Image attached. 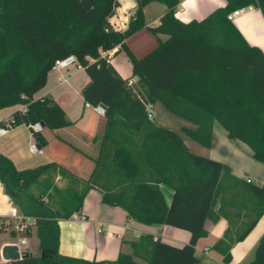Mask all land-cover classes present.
Instances as JSON below:
<instances>
[{
  "label": "trees",
  "instance_id": "1",
  "mask_svg": "<svg viewBox=\"0 0 264 264\" xmlns=\"http://www.w3.org/2000/svg\"><path fill=\"white\" fill-rule=\"evenodd\" d=\"M150 1L137 0L128 26L120 29L111 22L119 0H0V108L27 104L24 113L13 111L15 126L40 120L58 129L72 123L51 96H35L55 59L71 53L89 74L85 99L106 107L104 130L96 137L100 152L87 177L55 160L18 167L0 151V181L21 211L35 218L40 246V254L30 252L12 264H201L196 244L209 232L207 219L221 217L229 224L212 247L229 262L233 244L264 213V184L193 151L148 109L149 102L161 101L195 123L183 130L204 145L212 144L218 121L229 137L245 141L264 162V49L249 42L228 17L249 5L264 13V0H226L190 20L176 15L180 0H159L167 9L159 24L149 26L158 44L138 56L126 40L146 25L144 7ZM117 45L131 61V76H123L109 59L108 51ZM33 134L40 145L47 143L42 131ZM53 170L67 175L69 184H55ZM36 183L42 186L38 193L31 189ZM161 184L173 189L170 203ZM93 187L101 190L103 202L124 207L129 217L185 228L190 240L175 245L148 232L132 241L133 252H120L115 259L62 253L59 220L81 211ZM247 264H264V233Z\"/></svg>",
  "mask_w": 264,
  "mask_h": 264
},
{
  "label": "crops",
  "instance_id": "2",
  "mask_svg": "<svg viewBox=\"0 0 264 264\" xmlns=\"http://www.w3.org/2000/svg\"><path fill=\"white\" fill-rule=\"evenodd\" d=\"M119 1L120 4L111 17V22L115 27L125 29L130 20V14L137 6V0ZM225 4L226 0H180L176 15L182 20L200 19L216 6ZM151 7L159 8V10L149 16ZM166 9L167 5L159 0H152L145 5L146 25L126 40L138 56L144 55L158 44V36L151 32L149 26L159 24L160 17ZM233 21L249 42L264 49V13L259 7L255 5L244 7V10ZM161 36L166 37L165 34ZM109 59L123 76H131V61L120 45L111 49ZM51 70L45 84L47 88L41 94L49 95L59 102L65 108L72 123L58 129L45 126L42 133L47 138V143L43 146L36 140L31 128L21 123L0 135V151L10 156L18 167L36 166L55 160L78 176L87 177L92 172L95 159L100 152V138L96 137L101 136L104 130L105 113H100L93 106L86 104L83 88L89 81V74L85 67L74 64L66 69ZM132 78L136 79V77ZM10 106L0 108V112ZM163 107V103L159 100L148 103L151 116L158 123L165 125L166 123L156 117L158 112L167 113ZM17 108L4 114L0 113V117H7ZM180 121L182 130L185 125L195 126V123L190 120V122ZM218 123L216 121L214 125L212 144L203 147L191 142L193 148L203 155L227 162L235 174L245 179L250 178L255 183L264 184V162L253 155V149L249 144L241 139L229 137L227 130L220 126L221 123ZM184 140L188 142L185 138ZM32 143H37L39 150L33 151ZM192 145L189 147L192 148ZM32 160L35 161L32 162ZM161 187L167 202L170 203L173 189L166 184H161ZM14 210L22 212L7 194L4 184L0 181V223L3 229L10 225L11 228L13 227ZM78 214L80 215L78 218L69 217L59 220V250L64 254L90 259H115L120 252H133L132 241L140 239L144 233H153L155 237H160L175 245H183L191 237L190 231L185 228L171 224L145 223L129 217L124 207L103 202L101 190L96 187L89 190L84 199L83 208ZM228 224L225 217L217 221L207 219L206 227L209 232L206 236L200 237L196 244V254L200 257L201 264H247L254 257L255 246L264 233V213L249 233L233 244L231 260L225 262L223 254L212 246L224 234ZM11 242L16 241L9 239L0 241V263L3 261L12 264V260L4 258L2 254L3 246ZM24 248L34 253L29 236H27ZM198 251L202 254L200 255ZM136 258L145 262L140 257Z\"/></svg>",
  "mask_w": 264,
  "mask_h": 264
},
{
  "label": "built area",
  "instance_id": "3",
  "mask_svg": "<svg viewBox=\"0 0 264 264\" xmlns=\"http://www.w3.org/2000/svg\"><path fill=\"white\" fill-rule=\"evenodd\" d=\"M249 6H251V5H249ZM243 10H244V7L235 8L228 14V17L233 20ZM131 15H132V13L130 14V17H131ZM110 51H111V49L109 50V52ZM74 64H76L79 67H84L80 63V61L78 60L77 55L74 53H71V54H68L66 56L58 57L57 59H55L53 65H52V69H61L62 70V69H66V68H68ZM133 82H134V79L131 78L129 80V84H132ZM22 97L27 98V95L25 93H23ZM86 104L89 106H93L100 113L106 112V107L102 103L93 104L90 101H86ZM18 105H19V107L17 109H19L22 113H24L26 108H27V104L25 102H21V103H18ZM12 113H10L7 117H4V118L0 117V135L8 132L12 127L15 126V118H14ZM150 116H151V113H150ZM28 126L31 128L32 133H33V131H42L45 127L44 123L40 120L32 122ZM31 149L33 151H37V150H39V145L37 143H32ZM248 180H251V179L249 178ZM13 213L15 216V223H14L12 229H14L15 232L23 230L25 233L23 235V237H21L18 240V242H16L19 246V251L22 254V252L25 250L24 245L27 242L26 233L31 230V227L33 225H35V218H33L31 216H26L23 212L19 213V212H17V210H14ZM79 216L80 215L78 214V212H74L71 215L72 218H78Z\"/></svg>",
  "mask_w": 264,
  "mask_h": 264
},
{
  "label": "rangeland",
  "instance_id": "4",
  "mask_svg": "<svg viewBox=\"0 0 264 264\" xmlns=\"http://www.w3.org/2000/svg\"><path fill=\"white\" fill-rule=\"evenodd\" d=\"M159 10V8H156V7H151L150 11H149V16H152L153 14H155L157 11ZM52 72V70H51ZM53 74V73H52ZM47 88V86L45 87H42L36 94L35 96L38 97V96H41L43 93V91ZM58 91V90H57ZM17 104L13 105V106H10V107H7L5 109H3L0 113L1 114H4L14 108H17ZM165 108V106L163 107ZM166 110V114H164L163 112H158L156 117L163 121L164 123H166L165 125L169 126V127H172L176 130H179V132L183 135V137L188 141L186 143H189V145H192L191 142H194L195 144L199 145V146H203L205 147V145L201 144L200 142H198L197 140H195L193 137H191L189 134H187L184 130L181 129V121L180 120H185V121H188L190 122L188 119L184 118V117H181L171 111H169L167 108H165ZM220 124V122L218 123ZM220 126H222L220 124ZM194 146L192 145V150L196 151L197 153H200L201 152H198V150H196V148H193ZM35 161V160H32V162ZM44 163V162H43ZM53 176V179L55 181V184H57L59 187H64L66 186L67 184H69L70 182V178L65 175V174H62L60 173L59 171L57 170H53L52 171V174ZM31 189L34 190L35 192H40L41 189H42V186L40 184H34V185H31ZM15 223V220L13 222V225ZM7 225V224H6ZM9 225V224H8ZM31 234H26L27 236H29V240H30V245L32 246V249L34 251V253H37V254H40V246H39V239H38V236L36 235V228H35V225H33L31 227ZM24 231L23 230H20L18 231V233H15L13 234L12 232V228H11V225L10 226H7L5 229H2L0 230V241L3 240V239H9L10 241H18L20 239V237H22L24 235ZM198 253L201 255L202 253L200 251H198ZM204 257V256H203ZM205 259H208V258H205ZM210 261L208 260V263ZM207 263V262H206ZM0 264H11V263H8V262H3L1 261ZM218 264H222V263H218Z\"/></svg>",
  "mask_w": 264,
  "mask_h": 264
},
{
  "label": "water",
  "instance_id": "5",
  "mask_svg": "<svg viewBox=\"0 0 264 264\" xmlns=\"http://www.w3.org/2000/svg\"><path fill=\"white\" fill-rule=\"evenodd\" d=\"M45 125V124H44ZM3 257L8 260H18L30 254L29 250H24L22 254L19 251V246L16 242L7 243L2 249Z\"/></svg>",
  "mask_w": 264,
  "mask_h": 264
}]
</instances>
